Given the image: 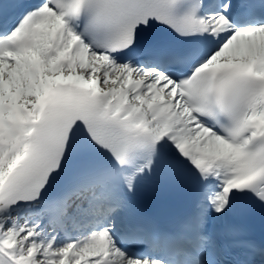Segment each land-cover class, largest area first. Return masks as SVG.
I'll use <instances>...</instances> for the list:
<instances>
[{
	"label": "snow or ice",
	"instance_id": "1",
	"mask_svg": "<svg viewBox=\"0 0 264 264\" xmlns=\"http://www.w3.org/2000/svg\"><path fill=\"white\" fill-rule=\"evenodd\" d=\"M0 264H264V0H0Z\"/></svg>",
	"mask_w": 264,
	"mask_h": 264
}]
</instances>
